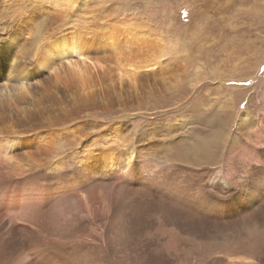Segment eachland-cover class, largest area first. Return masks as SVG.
Masks as SVG:
<instances>
[{"label":"rangeland","instance_id":"1","mask_svg":"<svg viewBox=\"0 0 264 264\" xmlns=\"http://www.w3.org/2000/svg\"><path fill=\"white\" fill-rule=\"evenodd\" d=\"M65 3L56 0H0V35L19 24L23 12L29 13L30 22L35 23L31 33L21 41L19 63L24 72L17 74L14 71L9 76L5 71L7 65H4L3 69L0 68V85L8 84V90L13 92L22 82L28 86L36 83L33 76L37 72L30 65L31 54L26 55L40 24L44 34L65 26L77 28L80 25L87 37L93 39L100 37L99 32L105 29L103 25L110 21L128 20L125 25H131L146 35L149 42L159 44L161 55L150 62L160 63V66L156 64V69L141 71L135 85L129 84L130 79L120 80L114 72L116 68L111 74L113 81L102 74V69H92L98 77V88H107L105 92L108 91L110 97L104 104L110 106L85 110L82 117L78 115L64 124L70 128L80 126L79 132L92 140L114 138L125 144L126 141L138 144L142 150L149 148L147 161L153 165L152 172L160 170V176H163L160 188L167 189V192H157L149 197L150 192L142 191L133 183L125 197L117 198L124 204L130 198V208L142 206L140 213L128 211V216L121 222H116L119 212L113 219L115 225L130 231L131 243L126 254L145 255L148 264H240L253 260L252 264H264V213L244 211L241 218L215 221L202 211L195 216L175 209L182 203L167 200L164 196L175 193L173 188L178 185L190 193H196L199 188L209 190L207 198L210 201L221 200L225 195L235 198L238 195L236 189H242V194L245 189L246 192H255L247 181L253 176L248 172L249 158L254 156L245 145L246 140H264V0H88L84 13L81 4L70 6ZM26 71L34 74H26ZM44 71L47 75L50 73ZM105 71L107 75L110 68ZM23 74L27 78H22ZM45 75L43 77H49ZM51 75L59 86L67 84L72 88L69 85L72 81L68 78L65 80L52 71ZM43 77L37 74L38 79ZM35 90L38 91L37 98L47 91L46 86L40 84L33 86L32 91ZM15 106L10 109L12 117L19 110ZM245 113L249 118L247 124L240 120ZM15 118L14 126L19 127L22 123L18 121L19 117ZM47 120V117L36 120L34 130L13 134L15 137L10 140L22 141L27 137L67 140L59 141L58 147L43 152V157H54L55 153L67 148L69 140H80L71 135H57L61 133V126L56 125L51 130ZM258 128L257 136L254 131ZM50 132L52 136H49ZM232 140H239L241 146L233 147ZM94 149H104V143L98 142ZM135 166L136 173H140L139 164ZM71 172V165L62 167L58 174L50 171L48 184L67 183L71 180ZM144 175L148 176L146 172ZM78 179L83 181V178ZM84 182L90 184L91 180L85 177ZM226 183L232 192L226 193L221 186L216 187V184ZM93 185L98 194L105 193L102 184ZM145 190L150 191L149 188ZM185 194V201L190 200V194ZM260 201L264 204V198ZM101 217L97 224L102 229L105 222ZM158 218L161 228L172 229L179 236L173 249L165 247L169 235L160 233V236L151 237L148 233L157 227ZM110 225L111 228L114 226ZM114 229L116 233V227ZM88 230L87 225L82 228L84 232ZM252 245H256L257 251L251 248ZM33 250L28 251L32 259L35 257ZM257 254L258 259L254 258ZM97 256L102 264H117L116 253L110 247L107 251L100 248Z\"/></svg>","mask_w":264,"mask_h":264},{"label":"bare ground","instance_id":"2","mask_svg":"<svg viewBox=\"0 0 264 264\" xmlns=\"http://www.w3.org/2000/svg\"><path fill=\"white\" fill-rule=\"evenodd\" d=\"M56 1L66 2L65 4L70 6L81 4L82 13L87 10L88 0ZM20 18L22 19L19 24L0 35V68L3 69V66L7 65L5 71L9 76L14 71L17 74L23 71L19 63L22 56L19 52L22 49L21 41L26 34L31 33L33 24L35 26V23L30 22L29 13L23 12ZM112 21L103 25L105 29L99 32L100 37L93 39L87 37L84 27L80 25L77 28L65 26L59 29L60 31L44 34L40 24L38 30H35V38L33 37L26 55L31 54L30 65L37 73L26 71V74H34L33 79L35 78L36 83L33 84L45 85L47 91L37 98L38 91H32L34 85L28 86L22 82L13 92L8 90V84L0 85V123H3L0 124L2 137L0 139V264H102L97 254L100 248L107 251V247L116 253L117 264H148L145 255L126 254L131 243L130 231L115 223L124 220L126 215L128 216V211L140 213L142 209L141 205H133L134 207L130 208L128 202L130 198L125 204L123 201H117V198L125 197L129 193V187L133 183H136L142 191L150 192L149 197L157 192H167V189L160 188L163 177L160 176V170H156L155 167V171L152 172L153 165L147 161L149 148L142 150L137 146L138 144L127 141L125 144L123 140L114 138H111L112 140L90 138V140L88 135L79 132L80 126H75L74 129L64 126L78 115L82 117L85 110L110 106L104 104V101H108L110 97L108 91L105 92L107 88H98V77L92 69H102V74L113 81L111 74L113 68H116L114 72L120 80L130 79L129 84L135 85L141 71L148 70L147 68L153 69L158 64L150 62L157 60L161 55L157 42H149L146 35H142L131 25H125L128 20ZM89 54H92L91 57ZM108 68L110 71L106 75L105 70ZM44 70L50 73L47 75ZM51 71L65 80L66 78L71 80L69 85H72V88H68L67 84L63 87L59 86ZM26 74H23L22 78H27ZM37 74L41 77L46 74L49 77L38 79ZM46 102H49V105H44ZM26 103L29 105H25ZM12 106L19 108L15 115L22 123L19 127L14 126L16 118L11 116ZM45 117L48 118V126H52L51 130L56 125L61 126V133L57 135L61 137L71 135L72 138L80 140H69L67 148L59 151V154L55 153L54 157L42 155L43 152L51 151L59 141L67 140H34L32 137L22 141L10 140L15 137L13 134L34 130L37 126L35 121ZM8 118L11 119L6 123ZM241 119L243 124H247L248 113H245ZM262 120L264 122V119ZM258 131L259 128L254 131L257 136ZM49 136H52L51 132ZM100 141L104 143V149L99 151L94 149V145ZM246 141L245 147L249 148L254 156L249 158L250 172H248L253 176L247 181L252 184L255 192H246L245 189L242 194L240 193L242 189H236L238 195L235 198L225 195L224 198H220L221 200L210 201V198H207L209 190L199 188L196 193H190L189 190L182 189L178 185L173 188L175 193L164 194L166 199L182 203L175 206V209L195 216L202 211L207 218L215 221L241 218L240 214L244 211L264 213V204L260 201L264 198V140ZM25 144H28V147ZM79 144L80 147L76 148ZM230 144L233 147L241 146L239 140H232ZM120 146L124 147L119 149ZM93 150L94 154L91 153ZM142 151H145L144 154ZM137 163L140 173H136ZM70 165L72 167L70 181L53 186L48 184L47 177L50 171L58 174L62 167ZM144 172L148 176H145ZM85 177L90 178V184L84 182ZM78 178H83V181ZM94 183L102 184L105 193L98 194ZM218 186H221L226 193L231 191L228 183L216 184V187ZM145 188H149L150 191H146ZM185 193L190 194V200L185 201L183 198ZM182 200L185 202L183 203ZM118 212L120 215L116 222H113ZM255 213L250 218H253ZM100 216L104 218L102 222H105L102 224V229L97 224ZM85 224L89 227L87 232L82 231ZM110 224L114 226L111 228ZM156 225L155 229L148 231L149 235L151 237L160 236V233L169 235L165 240V247L169 248L168 250L173 249L178 234L172 229L161 228L160 218ZM115 227L116 233L113 231ZM71 232L73 233L68 234ZM32 248L35 254L33 259L28 253ZM251 248L257 251L256 245H252ZM254 258L258 259V254ZM251 262L242 261L240 264H252Z\"/></svg>","mask_w":264,"mask_h":264}]
</instances>
